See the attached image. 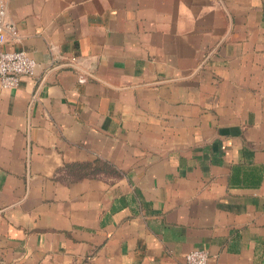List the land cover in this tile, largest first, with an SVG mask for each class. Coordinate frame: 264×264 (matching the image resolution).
Segmentation results:
<instances>
[{
	"label": "crops",
	"instance_id": "1",
	"mask_svg": "<svg viewBox=\"0 0 264 264\" xmlns=\"http://www.w3.org/2000/svg\"><path fill=\"white\" fill-rule=\"evenodd\" d=\"M4 2L0 264H264V0Z\"/></svg>",
	"mask_w": 264,
	"mask_h": 264
},
{
	"label": "built area",
	"instance_id": "2",
	"mask_svg": "<svg viewBox=\"0 0 264 264\" xmlns=\"http://www.w3.org/2000/svg\"><path fill=\"white\" fill-rule=\"evenodd\" d=\"M16 35L15 26L6 18V5L0 0V86L17 87L20 78L32 75L36 61L24 50H3L7 35ZM185 264H210L208 252L204 249H193L185 254Z\"/></svg>",
	"mask_w": 264,
	"mask_h": 264
}]
</instances>
